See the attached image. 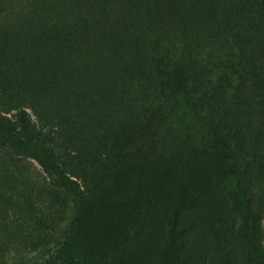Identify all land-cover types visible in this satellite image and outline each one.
I'll return each mask as SVG.
<instances>
[{
  "label": "rangeland",
  "instance_id": "1",
  "mask_svg": "<svg viewBox=\"0 0 264 264\" xmlns=\"http://www.w3.org/2000/svg\"><path fill=\"white\" fill-rule=\"evenodd\" d=\"M245 76L250 105L232 96ZM21 110L28 147L0 135V264L66 222L42 145L92 197L134 204L113 214L109 264H264V160L243 179L252 208L222 189L235 129L264 132V0H0V114L18 127ZM183 186L171 230L162 207Z\"/></svg>",
  "mask_w": 264,
  "mask_h": 264
},
{
  "label": "trees",
  "instance_id": "2",
  "mask_svg": "<svg viewBox=\"0 0 264 264\" xmlns=\"http://www.w3.org/2000/svg\"><path fill=\"white\" fill-rule=\"evenodd\" d=\"M253 86L251 78L245 76L241 85L234 88L233 98L250 105L252 99L250 92ZM250 109L251 113L258 111L255 108ZM20 112L22 124L18 127L10 117L0 114V135L4 142H12L24 150L28 144L22 138V133L31 126L26 111L21 110ZM116 143L113 142L111 146H107V154L112 152L113 156V153H119V146ZM229 144H233L234 148L229 147L231 150L226 154V158L230 161V170L226 173L227 177L223 181L222 189L226 198L234 202L235 207L246 211L245 208L253 206L251 203H246V193L250 191L251 186L243 179L246 178L250 168H253L252 160L254 162L257 160L259 163L264 160V132L258 134L255 143H251L249 131L240 126L231 135ZM34 149V157L48 171L55 174L65 187L63 198L66 204V222L52 231V241L46 248L32 254L17 252L13 261L15 264H109L110 253L120 247V240L124 233L123 229L122 232L114 230L113 214L120 208L122 212L126 211V207L133 210L134 204L127 202L123 194L108 198L105 202H102L103 198L100 193H93L96 198L92 197L90 192L81 188L75 178L64 171L61 163L53 158L51 151H48L49 147L42 145ZM236 153L248 160L241 167H236L238 164ZM115 166V161H112V167ZM201 180L199 188L203 186ZM188 190V187L183 186L179 195L168 202L169 204L163 205L162 222L165 227L170 224L171 230H176L177 226L186 224L187 219L183 220L182 207L185 203L191 205L194 201L193 198H186ZM108 225L110 227L112 225V230L108 228Z\"/></svg>",
  "mask_w": 264,
  "mask_h": 264
}]
</instances>
